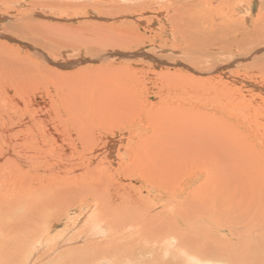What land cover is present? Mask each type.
<instances>
[{
    "label": "bare ground",
    "instance_id": "6f19581e",
    "mask_svg": "<svg viewBox=\"0 0 264 264\" xmlns=\"http://www.w3.org/2000/svg\"><path fill=\"white\" fill-rule=\"evenodd\" d=\"M126 1L120 0L119 2L124 4L121 5L118 1L105 0V8L91 6L99 15L116 20L122 16L134 15L133 12L137 11L135 9L142 8L141 11H146L151 5L144 0H141V3L136 0L139 4H132L131 0H128L129 3ZM159 1L160 11L178 13L169 20L174 24L192 26L197 23L204 26L209 17L200 11L189 18L186 15L187 10L191 8L187 5L188 0H167L165 4L162 3L164 0ZM242 1L238 0L239 3L235 5L239 8L243 4ZM215 2L217 1L203 0L204 5ZM223 5V0L218 2L216 10ZM177 8H180L179 12ZM130 10L132 14L128 13ZM44 29L43 31H46L48 28ZM104 33L98 36L100 40L96 41V46L119 42L118 39ZM193 35L195 37V34ZM72 45L66 46L69 48ZM12 48L7 43L0 42V264H104L105 261L106 264H113L112 261L119 259L122 261L120 264H123L127 258L134 260L138 255L141 257L153 252V246L158 242L169 238L173 240L174 237L169 235V230H173L169 228L172 220L168 218L170 214L167 213L171 207L166 204L167 202L162 203L163 200L160 203L154 201L153 195L156 193L160 195L162 192L168 197L171 196L169 184L170 182L173 184V173L176 176L181 170L178 167H185L188 164L185 148L182 149L185 146H177L174 140L176 141L177 134L186 135L188 130L185 128L189 126L186 125L185 119L190 120L192 116L194 118L197 116L186 114L187 117L183 119L181 108L177 111L176 108L173 109L171 114L168 109L167 117L165 113L164 117L161 116L162 119L152 122L150 136H147L146 131L141 132L138 126L131 130L130 136H125V132L119 135L124 129L132 127L129 124L131 120L139 122L140 106L134 90L137 84L128 87L124 85L121 76V80L118 81L119 76L113 77L108 74L102 75L107 76L104 82L97 74L100 78L98 81L94 79L95 83H85L83 78L82 81L77 77L69 78L63 72L46 66L48 64L40 65L30 58L28 52L29 55H21ZM61 52L62 55L67 53L63 49ZM171 79L173 78L169 79L170 84H178L177 79L170 81ZM165 87L167 88V85H164L163 90L157 94V98L161 101V98L167 97L169 102L173 96L169 93L171 90ZM142 113L148 119L154 118L147 109L142 108ZM242 115L245 114L242 113L240 116ZM206 116L203 117L205 128L202 126L204 121L199 122L191 118V121L199 123V128H196V132L194 129L192 134L188 131V134L192 135L191 139L197 133L201 137L204 134L214 137V141L207 142L209 143L207 146L214 147L212 151H216L213 156L209 154L216 168L212 165L210 167L217 172H210L206 182L225 186L235 182L241 185L245 181L242 179L245 173L249 178L245 181L249 186L246 188L250 191L244 195L249 198L250 203L252 201L254 203L251 207V216L263 219L264 145L260 146L259 142L261 143L264 135L260 133L262 137L259 138V135L254 141L252 136L245 134L241 144H237L238 153H231L232 145L227 148L228 144L218 142V137L221 136L218 129H226V125L222 123L219 127L213 125L214 127L210 128L209 124L215 122L211 117L207 120ZM145 135L148 137L149 145L144 144ZM205 137L207 136L203 139ZM198 141L197 143L201 142ZM204 144L201 146L205 147ZM125 149L129 150L128 161H124ZM202 157L198 159L195 155L197 159L194 160L195 164L200 162L197 165L198 170H202L200 166H203L205 161ZM214 159H218V164ZM236 165L240 169H235ZM174 168H178L179 171L175 172ZM135 174L153 177L159 189L148 187L146 190L144 187L136 186ZM197 180L199 176H193L189 186ZM194 193L193 190L190 196ZM188 199L190 198H186L187 202L186 200L182 202L185 203V207L171 203L172 209L175 206L180 207L177 209L179 212L177 215L179 216L181 212V221L184 217L185 221L190 214L188 212L190 208L187 209ZM246 221L248 223L247 218L244 222ZM60 225L63 226L62 230L51 235ZM256 248L262 252L260 255L257 254L259 259L250 256L247 258L245 251V256L242 253L239 256L245 258L242 264H264V249ZM195 260L199 264L202 262V260L199 262L197 257Z\"/></svg>",
    "mask_w": 264,
    "mask_h": 264
},
{
    "label": "rangeland",
    "instance_id": "374dc122",
    "mask_svg": "<svg viewBox=\"0 0 264 264\" xmlns=\"http://www.w3.org/2000/svg\"><path fill=\"white\" fill-rule=\"evenodd\" d=\"M104 1L0 0V42L7 43L9 47H13L14 51H19L21 55L30 54V58L40 63V65L48 64L46 66H51V68L63 72L69 78L77 77L79 80L83 78L85 83L98 81L100 78L97 74L101 76L104 82L107 76L103 77L102 75L108 74L113 77L114 75L119 76L118 81L121 80V76L124 85L128 87L137 84L134 90L140 106L139 113L142 117L140 116L139 122L138 120H131L129 124L132 127L124 129L119 135L125 132V136H130L131 130L138 126L141 132L146 131L147 136H150L152 122L162 119L165 113L167 117V114L169 112L171 114L175 108L176 111L181 108L183 119L188 114L197 116L196 118L189 117L203 122L205 116L208 115L206 116L207 120L213 118L215 122L213 124L207 123L211 125L210 128L213 125L219 127L222 123L226 125V129H218V134H221L218 137V142H220L219 144H228L227 148L232 145L231 153H238L239 146L237 147V144H241V139L245 134L252 136L253 140L259 135V138L264 135V0H243V4L239 8L235 5L239 3L238 0H223L224 5L217 10L218 2L222 0H216L217 2L211 5H204L203 0H196L195 2H193L194 0H188L187 5L191 8L187 10L186 15L189 18H192L195 13H200V11L205 12L204 15L207 14V17L209 16L204 26L196 23L192 26L188 24L189 27L170 22L169 20L174 18L175 15L177 16L178 13L160 11L161 4L159 0H144V2L147 1L151 4L146 11H141L142 8L135 9L138 12L134 11V15L122 16L116 20L105 15H99L96 10H93L91 5L105 8ZM113 1L119 2L120 0ZM138 1L141 3V0ZM138 1L131 0L130 3L139 4ZM168 1L164 0L162 3L165 4ZM226 1H232L235 6L232 3H226ZM126 2L129 3L128 0ZM200 2L202 4H198ZM119 3L124 5L121 2ZM206 7L207 10H205ZM177 9L179 12L180 8ZM128 13H131V10ZM46 27L48 29L43 31ZM200 27L203 29H200ZM20 30L22 31L20 32ZM104 32L110 37L118 39L119 42L111 45L107 44L106 46H96V41L100 40L98 36ZM55 34H60V36ZM193 34H195V37ZM93 37L95 40H93ZM66 45L72 46L68 48ZM60 49L67 51V53L62 55ZM170 78H173L170 81L177 79L178 84H170ZM180 83L181 85H179ZM163 84L171 90L170 95L175 97L171 96L169 102L167 97L164 99L160 97L163 101L161 99L159 101L157 98V94L163 90ZM142 108L151 112L150 115H154L155 119H148L144 116ZM242 113L245 115L240 116ZM212 114L213 116H210ZM158 117L160 118L158 119ZM216 117L218 120H216ZM191 118L190 120L185 119L186 125L189 126L185 129L192 134L194 129L196 132L199 128V123L196 124L197 122H193L194 120L191 121ZM188 121L192 124L189 125ZM227 121L229 122L226 123ZM205 125L204 121L202 126L205 128ZM188 131L183 136L177 134L176 141L174 140L177 146H185L182 149L185 148L184 153L187 154L188 164L185 166L186 161L184 160L183 166L185 167L179 166L180 171L178 168H174L175 172H179L176 173V176L173 173V184L172 182L169 184L171 196L168 197L162 192H160V195H156L157 193L151 194L153 197L155 196L154 201L160 203L163 200L162 203L167 202L166 204L171 207V210L167 213L170 214L168 218L172 220L169 228L173 229L169 230V235L174 237V241L169 238L166 241L158 242L154 244L153 252L141 257L138 255L134 260L127 258L123 264H199L195 260L196 257L199 262L202 260L201 264H242L245 258H239L241 253L244 255L246 251L247 258L252 257L254 259H259L257 254H262L256 247L260 249L263 247L264 249V217L258 219L251 216V207L254 203L253 201L250 203L249 198L244 195L250 191V189H247L248 184H245V181L249 178L243 173L242 179H245V181L241 185L235 182L226 186L225 184L207 183L206 179L207 176L209 178V173L217 172L210 167L212 165L216 168L210 160L211 155L213 156L216 151H212L214 147L207 146L210 140L214 141V137L210 134H204L201 137L197 133L196 135L199 136L194 135L191 139L192 135H189ZM147 136L145 135L144 144L149 145ZM204 136L207 137L203 139ZM198 137H201L200 140L197 139ZM197 141L201 142L197 143ZM201 144H204L205 147ZM259 144L260 146L264 145V136ZM197 145H199L198 148ZM250 146L248 145V147ZM219 150L220 147L218 148V156ZM128 151L127 149L124 150V154H126L124 161L129 159L128 155L130 154ZM195 155L198 159L204 156L202 157L205 160L204 164L200 166L202 170L197 169L200 162L197 165L195 164L194 160H197ZM214 160L217 162L218 159ZM191 161H193V164H191ZM235 169L240 168L237 166ZM182 170L183 172H181ZM206 170L208 171L205 172ZM195 175L199 176V180H201L192 182L189 186V182L193 180ZM217 178L218 176L215 179ZM134 179L137 183L136 186L144 187L146 190L148 187L159 189L151 176L141 174L136 176L135 174ZM193 190L195 193L190 196ZM186 198H190L188 199L187 208H190V211H188L190 214H188L185 221V217L181 221V212L178 216L177 209H180L179 204L185 207V203L182 202ZM171 203L178 206L172 209ZM246 218L248 223L247 221L244 222ZM61 227L63 226L56 227L51 235L61 231ZM185 239H188L187 242ZM150 255H153V257ZM235 259H237V262ZM231 260H235V262ZM121 262V259L112 261L113 264H120ZM104 264H106V261Z\"/></svg>",
    "mask_w": 264,
    "mask_h": 264
}]
</instances>
